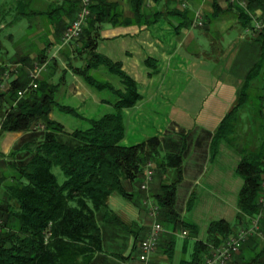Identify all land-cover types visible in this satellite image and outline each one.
<instances>
[{
	"label": "crops",
	"instance_id": "0c3cea01",
	"mask_svg": "<svg viewBox=\"0 0 264 264\" xmlns=\"http://www.w3.org/2000/svg\"><path fill=\"white\" fill-rule=\"evenodd\" d=\"M108 1L119 5L120 23L101 26L96 51L104 48L106 53L100 54L120 62L123 70L136 80V89L141 95V100L133 108L123 111L125 131L127 121L130 125L137 122L143 124L139 121L145 116V110L154 109L150 117L157 119V122L162 115L159 130L151 137L159 138L162 155H182V180L176 192L177 212L181 216L184 206L192 197L198 201L207 199L208 204L227 206V209H220L221 217L210 219L206 230L211 222L223 219L237 225V233L244 225L236 222L237 198L243 186L236 168L243 157V147L253 150L252 141L258 139L254 128L260 125V121L254 102H249L244 109L245 117H239L238 121V126L246 122L248 127L245 142L239 144L236 141L237 144L230 145L225 140L221 141L218 153L213 158L210 142L220 122L235 104L249 70L260 62L264 38L260 42L258 36L253 34L254 21L252 28H242L237 12L229 7L228 0H161L157 4L152 0H143L141 10L144 17L140 22L135 19L131 0ZM213 3L220 7L221 13L208 21L207 18L213 13ZM62 4L59 0H0V66L5 71L9 70L11 78L15 79L27 72L28 66L25 64L30 61L34 63L38 55L49 57L48 64L54 59L62 72L58 83V92L61 90V93L59 95L57 92L59 97L56 94L57 102L74 108L84 119H98L115 112L114 104L119 98L111 90L108 91L112 97L99 96L100 90L85 83L77 70L84 68L86 62L79 60L72 68L65 66L75 56L70 51L71 47L61 43L64 28L57 32V25L61 21L65 24L72 21L77 12L65 6L49 15ZM185 11L192 17L191 23H184L181 17L173 15V12ZM197 13L204 21L198 26L194 23ZM259 13H256V17H260ZM155 14H159L156 20L152 18ZM23 21L28 31L22 29L18 36L16 30ZM148 59L154 62L148 65ZM103 68L92 70L91 74H97ZM44 73V78H49L55 84L51 70L47 68ZM117 79L106 82L116 90H123L119 77ZM249 85V95L254 100L264 95V68ZM57 111L53 109L49 118L59 122ZM1 121L0 114V125ZM22 135L2 133L0 130V162ZM160 180L171 183L174 173L170 171ZM160 182L157 177L154 179L150 186L151 193L157 190ZM125 187L132 197L123 199L112 195L108 207L126 227L105 223L100 218L104 211L98 215L103 252L96 254L91 264H137L139 244L151 222L142 203L146 193L138 188V184L125 183ZM191 223L199 227L197 223ZM163 228L165 230L151 258L152 264L190 262L195 250L191 249L190 232L182 229L178 234L170 228ZM184 232L187 234L184 235ZM179 237H184V240L177 245L176 239ZM192 237L191 240L195 242H206L207 239L206 236L200 240L197 234ZM263 247L264 240L254 235L228 264L249 261Z\"/></svg>",
	"mask_w": 264,
	"mask_h": 264
},
{
	"label": "trees",
	"instance_id": "16d2710c",
	"mask_svg": "<svg viewBox=\"0 0 264 264\" xmlns=\"http://www.w3.org/2000/svg\"><path fill=\"white\" fill-rule=\"evenodd\" d=\"M152 1L157 4L161 0ZM228 1L229 7L237 12L242 28H252L255 19L264 17V0ZM61 3L62 6L49 13L50 16L65 6L77 13L81 9L77 0ZM142 4L143 0H131L135 19L139 22L144 17ZM212 5L213 13L208 21L221 13L216 3ZM118 8L119 5L108 0H92L90 16L80 37L85 49L90 51L91 60L86 71L77 70L89 87L100 91L111 90L118 95L115 112L98 119H84L74 108L57 102L59 84H51L46 79L38 82L35 91L28 90L19 97L18 93L28 87L29 76L26 73L11 80L7 92H0V108H4L1 132L23 133L2 161L10 171H0L3 190L0 191V219L3 223L0 230V264H91L95 255L103 252L98 215L104 211L100 218L105 223L125 228L117 214L109 209L108 200L112 195L123 199L132 197L125 183H142L145 167L152 161L156 162L161 177L170 171L174 173L171 183L161 181L158 190L149 194L159 207L160 224L173 231L181 226L192 235L198 233V227L182 220L176 210L177 186L182 180V155H162L160 140L156 136L136 146L121 145L125 136L123 111L133 108L141 100V95L136 89V80L123 70L120 62L96 52L101 26L120 23ZM257 12H260V17H256ZM158 15L152 18L156 20ZM173 15L181 17L184 23L193 21L187 11L173 12ZM57 26V32L62 28L65 31L69 23L61 21ZM263 32L258 35L260 42L264 38ZM261 57L260 62L249 70L235 104L220 122L210 143L212 158L217 155L221 141L235 145L238 141L239 113L250 101L254 102L260 121L255 129L260 135V144L253 150L244 146L243 157L236 168L237 175L243 180L237 198L236 222L243 227H251L253 219L262 213L260 232L264 236V205L260 203L264 182V95L254 100L248 91L251 81L264 68V45ZM153 62L152 59L146 61L148 65ZM99 67L117 75L123 90H116L109 82L90 76L89 71ZM6 72L0 66V83L5 80ZM53 109L86 121L88 128L65 130L62 124L49 118ZM55 169L65 176L62 182L56 177ZM193 201L192 197L187 209ZM236 226L223 219L211 222L206 242L196 241L191 261L183 264H203L209 247L224 244L229 235L236 233ZM234 264H264V247L249 261Z\"/></svg>",
	"mask_w": 264,
	"mask_h": 264
},
{
	"label": "rangeland",
	"instance_id": "374dc122",
	"mask_svg": "<svg viewBox=\"0 0 264 264\" xmlns=\"http://www.w3.org/2000/svg\"><path fill=\"white\" fill-rule=\"evenodd\" d=\"M76 17H77V15L75 16V19H76ZM262 18L263 17H261L260 19H262ZM75 19H73L72 21H69L68 23L69 24L72 23L73 21H75ZM197 22H201L202 24L204 22L200 13L199 14L197 13V15L195 16V22L194 23H197ZM21 25L22 26L19 29L16 30L17 33H18V36H19V33H21L22 29L25 32L28 31V28H26V29L24 28V26H26V22L25 21L21 22ZM197 26H198V24H197ZM63 33H64V31H63ZM253 34H255V33H253ZM259 34H261V33H258V34H255V35L258 36ZM61 43L71 47L70 51L75 56L73 60H69V61L66 62L65 66L67 68H72V65L77 63V62H79V60H81L83 62H86V64L91 60L90 51L88 49H85V47L83 46L82 38L79 41H73V42H70V43H64L63 35H62ZM46 47H48V46H46ZM96 52L98 54H100L99 52L106 53V49L100 48L99 52L98 51H96ZM48 58L49 57H47L46 55H43V57H42V55H38V57L34 61V63H33V61H30V63L28 62V63L25 64V65L28 66V70L26 72V74H28V76H29V71L33 70L35 65H38L41 68V71H40V73L38 75V78L35 79V83H37V84H38V82L40 83L41 81L47 79V78H44L45 77L44 75H46V73H44V72L46 71L47 68L51 70V73L54 76L53 78H55V81H53V82H55V84L60 83V78H61V74H62L61 67L58 65L59 63L57 64V62L54 61V59L49 61L51 63L48 64L47 63ZM86 67H87V65L84 66V68H81V70H85L86 71L87 70ZM91 72H92V70L89 71L90 76L92 75ZM97 74L93 73L92 76L94 78L100 80V81H105V82L106 81H110V82L113 81V82H115V80H118L115 75H112V74L108 73L106 71V69H104V68L101 69V71H99ZM4 79L5 80L0 83V92H7L8 88H9V82L12 79L11 78V72L9 70H7V72L4 74ZM47 81L52 84V81H50L49 78H48ZM31 82H32V79L29 77V83H28L29 87H30ZM37 87H38V85H37ZM27 89H28V87H27ZM29 90H31V89H29ZM58 93L60 95L61 90ZM99 94H100L99 96H103V97H106V98L112 97V94L108 90H104L102 92L100 91ZM59 95L57 94V97H59ZM262 103H263L262 105L264 106V101ZM3 110H4V108H3V106H1V108H0V112H1L0 114L1 115L3 113ZM153 110L154 109L145 110L146 111L145 116L141 117L140 121H139V122H143V124L137 122L136 124L130 125V122H128V121L126 122V131H124L125 132V136H124V139L122 140L121 145H123V146H133V145H135L136 146V144L145 141L148 137H151V136L155 135L156 131L159 130V125H161V122L163 121V116L161 115L158 118V122H157V119L150 117V116H152L151 112ZM156 111H159V112L161 111L162 112V110H157V109H156ZM245 111L246 110H243V111H241V113H239L240 117H242V118L245 117V115H246ZM83 112H84V110H83ZM149 113H150V115H149ZM262 113H264V108H263ZM94 115L95 114H93L92 117H94ZM57 120L64 125V127L67 129V131H74V130H78L79 131V130H84V129L88 128V124L86 123V121H84L82 119H78L76 117H73V116L65 114V113H60L59 111H57ZM245 123L246 122H242L241 125H239L237 127L236 136H237V140L239 141V144L245 142L243 140H245V138L248 137V134L245 135L246 134V130L248 128V127H246ZM254 131H255V128H254ZM258 137L259 138L257 140L255 139V140L252 141V143L254 144L252 149L256 148L260 144V135ZM5 159L6 158L4 157V160ZM4 160H2V161H4ZM2 161L0 163V171L4 170V172L5 171L9 172L10 170L8 169V166L6 167V164H4ZM151 163H153L155 165V170H154V176H153L152 183L154 182V179H156V177H157V179H159V182H160L161 181L160 178H162V177L159 174V170L157 168L156 162L152 161ZM54 173L57 175L56 177H58L59 182H62L64 180L65 176L62 175V173H61V171L59 169H55ZM172 173H173V171H172ZM0 177H1V172H0ZM152 183L150 184V186L152 185ZM134 184H138L139 185L138 188H140L142 183L141 182L139 183V181H137ZM150 186H149V188L147 190H142L140 188V190L142 192L146 193L145 198L150 196L149 194H150V192H152L150 190ZM157 190H158V188H157ZM0 191H3L1 186H0ZM206 200L207 199H204V198L199 200V201L198 200H194L192 206L190 207V209H187V205H185L184 208H183V213L181 214L182 220L197 223V225L199 226L198 227L197 237L200 240H204L205 237L207 236L206 227H207V223L210 221V219H212V220L219 219L221 217V214L219 213L220 212L219 210L220 209H222V210L223 209L224 210L227 209V206L210 205V204H208L206 202ZM229 207L230 206H228V208ZM262 218H263V214H262ZM244 228H249V227H244ZM244 228H242V229H244ZM178 232L179 233L182 232V227L181 226L177 227L176 233H178ZM234 234H236V233H233L231 235H234ZM192 236L193 235L190 234L189 241H190V244H191V247H192L191 249L194 250L196 242L191 240V239H193ZM183 238L179 237V238L176 239L178 241L177 245L182 244V242L184 240ZM261 239L264 240V238H261ZM211 247H214V246H211ZM210 248H209V250H210ZM138 253H139V251H138ZM206 256H205V258H206ZM205 258H204V260H205ZM137 261H138V254H137Z\"/></svg>",
	"mask_w": 264,
	"mask_h": 264
},
{
	"label": "built area",
	"instance_id": "2783aa9c",
	"mask_svg": "<svg viewBox=\"0 0 264 264\" xmlns=\"http://www.w3.org/2000/svg\"><path fill=\"white\" fill-rule=\"evenodd\" d=\"M60 2L66 0H59ZM81 4V9L77 13L75 21L69 24V26L64 31L63 41L64 43H70L73 41H78L82 35L83 29L87 24V20L90 16V5L91 0H77ZM235 2L236 0H230ZM196 25H201V22L195 23ZM264 27V17L262 19L254 20V27L252 32L255 34L261 33ZM41 71V68L38 65H35L34 69L29 71V77L32 79L30 87L26 88L24 91L18 93L19 97H22L25 92L29 89L35 90L37 88V83L35 79L38 78V75ZM155 165L149 162L144 170V178L141 184L142 190H147L150 184L153 181ZM262 195L260 198V203L264 205V182L262 183ZM143 205L147 210L148 217L151 221V224L148 228L145 238L139 244V253H138V263L137 264H152L151 258L153 253L158 247L161 235L164 232L163 226L158 221L159 207L154 202V200L148 196L143 200ZM262 219V213L257 215L253 221L252 225L249 228H244L234 235H229L224 241V244L218 247H211L205 260L204 264H228L232 258L239 254L242 246L248 241V239L254 235H259L261 238H264L263 234L260 232V222ZM2 220L0 219V230L2 227ZM187 233L184 232V235Z\"/></svg>",
	"mask_w": 264,
	"mask_h": 264
}]
</instances>
